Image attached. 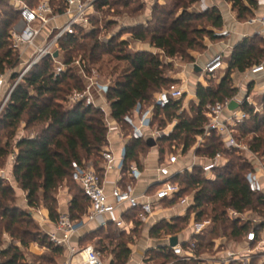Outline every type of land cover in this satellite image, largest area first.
Masks as SVG:
<instances>
[{
    "label": "trees",
    "instance_id": "obj_1",
    "mask_svg": "<svg viewBox=\"0 0 264 264\" xmlns=\"http://www.w3.org/2000/svg\"><path fill=\"white\" fill-rule=\"evenodd\" d=\"M21 1L33 8L41 0ZM132 1L100 0L96 11L103 13L102 27L97 25V18L92 17L91 22L95 28L91 32L86 33L83 28H77L76 35L65 36L59 41V49L64 54V62L67 65H71L76 58L84 62L87 60L85 65L88 75H92L94 71L99 74L106 68L104 75L113 78L106 94L110 117L125 134L131 132L127 118L138 105L153 108V131L162 133L163 127L174 125L169 135L154 139L155 147L162 144L169 147L180 144L183 152L188 153L196 145L197 137L205 135L208 106L237 97L239 90L234 86L232 75L236 72L243 74L263 64L264 40L258 37L243 39L234 48L231 56L224 59L226 67L223 78L215 87L199 84L196 89L197 102H192L189 109L184 107L185 97L161 107L156 104L155 96L171 85H177L172 77H167L165 71L171 65L163 59L180 57L188 60L190 64L193 63L194 59L189 55V51H206L205 40L216 43L223 39L219 32L223 30L224 20L216 7L203 13L192 11L199 0H172L169 9L159 12L162 19L157 15L155 17L161 24L159 28L133 30L129 33L131 40L148 42L157 53L130 51L131 41H118L116 37L113 38L112 47L106 50L100 43L99 34L101 30L107 31L110 25H115L114 21H108L111 18L107 19V16L111 15L116 2L126 7ZM225 1L232 5L237 20L241 22L252 19L259 8L258 0ZM51 3L56 13L64 12L61 0H51ZM143 7L145 8V3L138 5L136 10H142ZM0 8V75L12 71L11 80L15 82L19 76L16 70L20 62L18 55L12 51L10 31L18 22L19 15L9 0H1ZM113 14H116V11H113ZM203 20L210 29L201 24L197 25ZM103 56H108L109 59L106 66L97 70L96 65L103 61ZM113 62L116 65L111 68ZM53 71L54 64L51 60H46L34 68L16 87L3 109L0 116V167L16 152L13 175L19 188L26 193L28 206L40 209L42 204L49 213L50 221L55 225L60 219L59 209L56 207V193L66 183H70L74 195L70 192L72 201L67 212L73 222L80 223L84 220L90 203L74 180V166L86 169L92 161V168L103 176V154L108 147V126L102 110L84 104L67 105L68 98L74 91L85 89L84 82L77 77L75 71L68 68L57 79L54 78ZM258 106L264 110V96ZM241 109L249 115V120L236 127V137L240 142H248L251 150L264 163V111L262 114L256 112V106L247 101ZM23 122L26 125L25 130L34 129V138L30 137L31 134L17 137ZM158 122L159 126L156 127ZM3 139L6 140L4 144L1 141ZM149 139H132L127 142L124 166L126 171L131 166H136L141 171L138 156L143 150L152 149L147 145ZM218 153L223 154L228 163L214 171V179L205 177L201 168L196 167L193 172H185L174 180L182 189L179 197L193 195L195 206L191 210L199 212L200 220L206 218L213 224L205 235L195 237L193 244H184L185 249L189 247L197 255L202 252V248L212 249L214 238L226 237L238 241L244 239L249 231L256 229L257 233H260L264 228L253 227L250 222L240 224L239 220H231L228 217V211L233 210L239 214L254 213L264 218V194L253 193L248 186L246 177L254 172L253 165L239 157L235 151L225 150L222 139L215 132H211L209 136L204 137V144L196 155L211 160ZM160 154L165 158V149L161 150ZM125 182H130L127 175ZM186 222V219H182L180 225L177 221L161 222L151 230L150 236L160 239L163 236L176 235L182 230L181 224ZM31 224V216L16 206L15 189L5 179L0 178V264H27L24 250L29 249L30 245H38L50 251L52 258H41L44 264H53V257L62 258L66 255V249L55 247L48 235L41 233L36 227L34 231H30L28 226ZM134 225L136 233L141 225L137 222H134ZM96 232H105L104 238L98 239L95 249L101 254L109 253L112 256L109 264H129L132 250L129 247L131 239L127 238V233L112 224L106 229L99 228ZM96 232L84 235L83 247H87L84 242ZM5 234L17 241L18 245L3 249ZM209 236L210 239L207 240ZM161 259L160 264H192L163 249L157 253L152 252L149 262L156 264V261Z\"/></svg>",
    "mask_w": 264,
    "mask_h": 264
},
{
    "label": "built area",
    "instance_id": "obj_2",
    "mask_svg": "<svg viewBox=\"0 0 264 264\" xmlns=\"http://www.w3.org/2000/svg\"><path fill=\"white\" fill-rule=\"evenodd\" d=\"M9 1L19 15L18 23L10 31V39L12 51L19 58L20 70L17 71L19 72L17 80L12 84L9 81L12 71L0 75V97L5 88L8 89L7 95L3 99L4 105H7L16 87L34 68L40 66L46 60H51L54 64L53 76L55 79L63 75L68 68H72L77 77L85 84L83 91H74L69 96L68 105L84 104L87 107L98 108L106 115L108 147L103 154L104 167L105 171L113 168L117 169L121 173V179L109 195L105 189L104 176H100L93 168L88 167L85 169L75 165L74 180L88 199L90 207L84 220L80 223L73 222L68 212L60 214L59 222L55 227L56 231L48 235L55 247L65 248L68 252V259L64 264H105L102 254L93 246L78 249L71 245L72 238L87 224L97 223L101 228H107L109 224H112L131 234L135 227L134 222L146 225L157 223L163 219L168 211V205L173 204L175 207H182L183 210L178 215H185L189 209L195 206V200L193 197L192 199L190 197H179L182 189L174 181L176 177L185 172H192L196 167H200L207 178L214 179V171L225 166L228 163V159L221 153H218L211 160L199 158L195 153L191 166L178 170L176 167L180 161V154L179 151L174 152L158 168L159 180L154 194L149 196V193L146 191L141 195H137L135 181L141 176V171L136 166H131L126 171L124 168L126 145L116 155L111 149H108L109 139L117 136L124 141H130L132 139H156L161 136V132L151 129L154 109L143 108L141 105H138L132 115L127 118L131 132L128 135L125 134L108 113L109 104L106 94L112 81H108L107 83L100 82L99 76L95 71L92 75H88L86 73L85 62L81 59L75 60L71 65H67L64 62L63 53L59 49V41L65 36L76 35L77 28H83L84 31H88L87 29L91 27V18L97 14L96 6L100 0H61L64 8L62 14L56 13L48 0L41 1L33 8L21 0ZM202 2L204 0H199L198 4ZM258 6L261 14L255 19H251L250 22L260 23L262 26L260 35L264 40V0H258ZM208 9L210 8L206 7L199 13L206 12ZM60 20H64L65 22L60 24ZM112 40L113 36L109 34L107 37H104L102 42L105 45H110ZM56 53L58 54L57 57H55ZM224 59L223 54L213 57L204 68L203 73L205 77L210 78L221 73L226 66ZM250 73L252 75L264 73V63L253 67ZM261 88L263 90L262 94H264V86ZM184 94V90L178 85H171L168 89L158 93L155 96V101L159 106L166 107L172 101L181 100ZM100 100L103 101L102 104L98 103ZM232 102H237L240 105L235 111L229 110ZM243 104L244 102H241L236 97L224 103L208 106L206 112L208 124L205 128L204 137L209 136L211 132H215L222 139L225 150L235 151L239 157L248 160L254 167V172L246 177L248 186L253 193L264 194V163L251 150L248 142H240L236 137V127L249 120V115L241 109ZM263 111V107H256V112L262 114ZM227 113L229 116L225 117ZM34 136V134L30 135L31 138H34ZM204 137H197V144L192 148L193 151L201 143L204 144ZM15 161L16 152L11 155V163L13 165ZM126 175L130 178V182L124 183ZM124 207H126V210L121 211ZM198 214V212L194 211L191 213V230H199L197 224ZM243 215L233 210L228 211V217L231 220H243ZM258 234L256 229L247 233L245 238L248 245L259 242ZM167 250L172 252L174 256L182 259V261L196 258L193 256L191 248L186 250L181 245L175 247L168 245ZM237 256L231 255L230 258L223 261L236 260L239 258Z\"/></svg>",
    "mask_w": 264,
    "mask_h": 264
},
{
    "label": "crops",
    "instance_id": "obj_3",
    "mask_svg": "<svg viewBox=\"0 0 264 264\" xmlns=\"http://www.w3.org/2000/svg\"><path fill=\"white\" fill-rule=\"evenodd\" d=\"M165 1L166 0H146V1H144L145 5H146V11H147L145 17L150 16L152 7H154L156 4H165ZM206 7H209V8L216 7L217 9L220 10L222 17H223V20H224V26H223V30H221L219 33L223 36V39L216 42V43H213V42L209 41L208 39L205 40L204 44L206 45L207 49H206L205 53H203V54L196 52V51H189V55L191 57H193V59H194V62L191 64L181 62L177 58L172 59L173 61L171 59H167L168 62H174L176 64V66L182 67V69L173 77V79L177 82V85L184 90V93H185L184 97L186 99V103L197 102L196 89H197L199 84H202V85L207 84V81H206L207 78L205 77L203 71H204L206 64L213 57H215L218 54H223L225 59L229 58L231 56L234 48L243 39L254 38V37L261 38L260 33L262 31V26L260 25V23H258V22L251 23L250 22L251 19L246 21V22H243V23L240 22L239 20H237L236 15L232 10V5L227 3L225 0H204V2L195 5L193 7V11L196 13H199V12H201L202 9H204ZM260 14H261V12L258 9L255 12V16L252 19H255ZM110 20L114 21L112 19H109V22H110ZM64 22H65L64 20L59 21L60 24H63ZM116 22H119V21H116ZM141 22H138V24H136V25L139 26V24H143ZM120 25L121 26H119V29H117L116 32L114 33L115 35L114 34H112V35H114V38L118 36V40H120V41L129 40L128 37L130 35H125V34L119 35L120 30L122 28L125 29V28H129V27L134 28L135 24L134 25H125V24L122 25V23H120ZM144 25H145V28L147 29L148 23H144ZM132 46H133L135 52L136 51H139V52L151 51V52L157 53V51L153 50L150 45H148V49L142 47V45L139 46V44H137V43L135 45H132L130 43V48ZM196 68L200 69V71L196 70ZM250 70H248L247 72H245L243 74L236 72L232 75V79L234 81H236V83H237L235 85V88H237L239 90L238 95H240V96L242 95L241 98H238V97L237 98H238V100L241 99V102L247 101L249 104H252V105L256 106L257 108H262L261 106H258L257 103H255V101L253 100V97L254 96H264V94H262L263 90L261 88L262 86H264V73L259 74V75H252L250 73ZM219 74L221 75L220 79H222L224 74H225L224 70ZM239 76H243V78H245V79H239ZM243 80L245 81V84H243V82H244ZM249 89H253V91H252L253 96L252 97L250 95H248ZM98 103L102 104L103 101L100 100ZM184 107L186 109H188V105L185 104ZM108 113L110 115V107L109 106H108ZM227 116H229L228 113L225 114V117H227ZM127 142L128 141H124L123 139H120L117 136H113L109 139V148L108 149H111L114 152V154L118 155L120 150L124 147V145L127 144ZM194 150L195 151L191 150L188 153H184L183 149L179 150L180 161H179L178 166L176 167L178 170L191 166V164L193 162V156L195 155L197 148H195ZM172 153H174V152L168 153L165 156V158L163 160H161L158 150L155 148L151 149V151L147 155V158L141 162V166H142L141 176L139 177V179H137L135 181V187H136L137 195H141L146 191L149 193L148 194L149 196L154 194V192L156 191V185H157L158 180H159L158 168L160 167V165L162 163L167 161L169 155ZM104 169H105V167H104ZM103 176H104L106 192L110 195L112 189L119 183V181L121 179V173L117 169L113 168L111 170L105 171ZM0 178L8 180L11 183L12 187L15 188L17 195L20 197L21 193H22V196L25 199H27V197L25 196L26 194H24V192L19 188L18 184L15 181V178L13 175V164L12 163H11V165L9 164V169L1 171ZM192 197L193 196H191L190 198L192 199ZM56 198H57V201H58L59 206H60L59 213L62 214L64 212H67L69 204L72 201V195L69 192V190L62 187V189L60 190V194L58 196H56ZM26 202H27V200H26ZM19 206L24 208L26 206L25 201L23 203H21V205H19ZM125 208L126 207L122 208L121 211H125L126 210ZM181 210H183L182 207H179V206L175 207L173 204L168 205V211L165 214V216L163 217V219L159 220L157 223L141 225L139 227L140 231L141 230L145 231L146 237L148 238L150 244L147 245L148 247L144 248V250H142V252H139L138 254L132 253L133 256L131 257V262H129V264H154L152 262H149L150 255L146 254V252H148V250H152V252H154V253H157L162 249L167 250V246L169 245V240L172 237H178V239H179L178 245H181L184 248V244H187V243L192 244L191 241L194 242L195 237L199 236L201 233L204 234V232H207L209 229L212 228L211 227L213 225L212 222H207V223L198 225L199 230L182 231V232H186L185 235L184 234L181 235L180 233H178L176 235L164 236L160 239L155 238L156 242L153 243L152 240L149 238V235L151 234V230L161 222L175 223L176 219H174V218H176V217L183 219L184 216L178 215V213ZM243 217H244V219L240 220V224L248 223V222L252 221V219L249 218L248 215L244 214ZM34 218L38 222L39 227L43 230V232L46 235H49L50 233H54L56 231L55 230L56 225L50 221L49 213L46 209L43 208L42 210L36 212V214L34 215ZM251 224L253 225V227L264 226V218L259 217L255 223H251ZM99 228H101V227L97 223L87 224L82 230L79 231V233L77 235H75L72 238L71 245L75 248H78V249L85 248L82 246V239H83L84 235L87 233H90L94 230H97ZM134 231H135V227H134L131 234L127 233L128 236L132 235L134 233ZM123 232H125V231H123ZM220 239L225 240L224 243H220V244H225V245L227 244V240H226L227 238L226 237H220ZM243 240H244L243 244L245 246L249 247L250 245H248V243L246 242V238H244ZM221 241H223V240H221ZM237 242H238L237 240H231V242H229L230 243L229 249L221 254L220 261H223L224 259L230 258L231 255H238L237 257H240L242 255L241 250H235L233 248V246H235L237 244ZM215 243H216V241H215ZM219 246L220 245H218L217 247H219ZM129 247L132 250L131 246H129ZM188 249H189V247H188ZM188 249H186V250H188ZM31 250L36 252V253H40V254H43L46 251V249L41 248L38 245H33ZM151 253H149V254H151ZM193 256L196 258L191 259L189 261L187 260V262H192V264H206L204 262V259L198 257L197 254H195L194 252H193ZM26 258H27V256H26ZM53 258H54V261L58 260V258H56V257H53ZM62 258L63 259H61V262L59 264H64V262L67 261L68 252H66V255ZM0 263H1V250H0Z\"/></svg>",
    "mask_w": 264,
    "mask_h": 264
},
{
    "label": "rangeland",
    "instance_id": "obj_4",
    "mask_svg": "<svg viewBox=\"0 0 264 264\" xmlns=\"http://www.w3.org/2000/svg\"><path fill=\"white\" fill-rule=\"evenodd\" d=\"M41 1H47V0H41ZM48 1H50V3H51V0H48ZM133 1L130 2L128 4V6H126V7L123 4H121V3H118L117 4V2L115 3V5H113L112 13H111V15H109V17L107 16V19L111 18L115 22L116 21H119V22H116L115 23L116 25H110L107 31L101 30V32L99 34L100 43L101 44H103L102 40L104 39V37H107L109 35V33H110V35L114 34L116 32V30L119 29V26H121L120 23H122V25H124V24L125 25H134L135 24V26H134V28H132V27L125 28V29L122 28L120 30L119 35L120 34L129 35V33L132 32L133 30H135V31H138V30H146L144 23H148V28L147 29L159 28L161 26V24L159 23V21L155 20V17L157 15V17H159V19H162V16L159 14V12L162 11V10L169 9L170 8L169 7L170 6L169 4H170V2L172 0H166L165 1V4H156L154 7H152L151 14H150V16L148 15L149 17H145V15L147 13V11H146V5H145V8L143 7L142 10H136L137 7H138V5H142V3H144V1H146V0H133ZM0 10H1V8H0ZM113 11H116V14H113ZM192 11H193V8H192ZM94 17H95L94 19L97 18V25L99 27H102V24H103V22H102L103 21V13H97ZM108 21L106 20V22H108ZM138 22H141L143 24H139V26H137L136 24H138ZM200 24L202 26H205V27H207V28L210 29V26L207 25V23H205L204 20L202 22H198L197 23V25H200ZM93 28H95V27H94V24L91 22V27L89 29H87L88 31H85V32L86 33H89V32H91L93 30ZM114 35H112L113 38H114ZM116 38H118V36ZM128 39L131 41V44L132 45H135L137 43V44H139V46L142 45V47L148 49V42L147 43H145V42L144 43H142V42L141 43L140 42H135V41L131 40L130 36L128 37ZM118 41H120V40H118ZM112 43H113V40H112ZM112 43L110 45H105V44H103V45L105 46V48L107 50V49H110L112 47ZM129 50L130 51H134L133 46ZM198 51L201 54L205 53V51H203V50H198ZM63 56H64V54H63ZM79 59L80 58H76V60H79ZM108 59H109L108 56H103V61H101L98 65H96V69L98 70V69H100V67L106 66V61ZM177 59H179L181 62H185V63L190 64L189 61L186 60L185 58L184 59H181L179 57ZM163 60L167 64L171 65L170 68L166 69V71H165L167 77H169V78H171V77L173 78L182 69V67L176 66V64L174 62H168L167 59H165V58ZM85 62L87 63V60ZM115 65H116V63L113 62L111 64V68H113ZM105 69L106 68L104 67V69L101 70V72L99 74L97 73V75L100 77V80L102 82H104V83H107L108 81H113V78L111 76L108 77L107 75H104L106 73ZM19 70H20V67H18L16 71H19ZM220 78H221V75L219 73L216 74L213 77L207 78L206 79L207 85H210V86L215 87L217 85V82L219 81ZM239 79H245V78H243V76H239ZM9 81H10L11 84L13 83V81L11 79H9ZM233 83H234V86L237 84L236 81H234V80H233ZM243 84H245V81L243 82ZM7 91H8V89L5 88L4 92L2 93V95L0 97V116L2 115L3 109L5 108L4 100L3 99H4V97H6ZM252 91H253V89H249V92H248V95H250L251 97L253 96L252 95ZM241 96L238 95L237 97L238 98H241ZM261 98H262V96H254L253 97V100L255 101V103H257V105H259L260 104V101H261ZM191 103L192 102L186 103V100H185L184 105L185 104L188 105V109H189L190 106H191ZM67 105H68V103H67ZM155 125H156V127L159 126V122L157 124H155ZM173 127H174L173 124H170V125H168L165 128L163 127L162 135H165V136L169 135L172 132ZM25 129H26V125L23 122L21 124L20 128L18 129V132H17V135L18 136L17 137H23V136H29L30 134L31 135L32 134H35V133H33V131H34L33 128L28 129V130H25ZM1 141L4 144L6 140L3 139ZM196 144H197V141H196ZM202 144L203 143H201L200 146ZM200 146L197 148L196 152L200 149ZM12 149H13V147H12ZM155 149L158 150L159 154H160L161 150L165 149L166 155H167L170 152H177V151L181 150L182 147H181L180 144H178V145L175 144V145L170 146V147L167 144H162L159 147H155ZM150 151H151V149L150 150L149 149H145V150H143L139 154L138 159L140 160V162H142L144 159L147 158V155L149 154ZM163 158L164 157H162V154H160V159L162 160ZM99 163H101V162H99ZM9 164L11 165V156L0 167V175H1V171H4V170L9 169ZM88 164H89V168H92V166H93L92 165V161H90V163H88ZM205 177H206V175H205ZM5 181L9 185H11V183L8 180L5 179ZM63 187L66 188L67 190H69V192H71L72 195H74L73 186L70 183H66ZM61 189L62 188H60L57 191L56 196H58L60 194V190ZM24 194H26V193H24ZM191 196H193V195L186 194L185 197H191ZM26 200L27 199H25L22 196V193H21V196L19 197L17 195V192H16V206L20 210H23L27 214H29L31 216V220L33 221V224H31L30 226H28V229L30 231H34V228L36 227L38 229V231H40L41 233H44L43 230L39 227L38 222L34 218V215L36 214V212H38V211H40V210H42L44 208L43 205L41 204L40 209H33V208H30L29 206H27L28 205V201L26 202ZM24 201L26 203V206L24 208L23 207H20L19 205H21V203H23ZM56 207L58 209H60L59 203H57ZM193 211L194 212H198L196 210L189 209L188 212L185 215H182V216H184L183 219H186L187 222L184 223V224H181L182 230L179 232L181 235H183V234L185 235V233H186V232H182V231L191 230V228H190V224H191L190 219H191V213H193ZM245 215H248V217L252 219V221L250 223H255L256 220H258V218L260 217V216H258L257 214H254V213H247ZM174 219H176L177 224L180 225V221L182 220V218L176 217ZM207 222H211V221L208 220V219H206V218H203L202 220H200L198 218V220H197V224L198 225H201V224H204V223H207ZM211 227H213V225ZM94 232H96V230H94ZM205 234H206V232H204V234L201 233L200 235H205ZM104 235H105V232L104 233L103 232H101V233H97L96 232L95 234H93V235L90 236V239L89 240H87L86 242H84V245L85 246H93L95 248L97 246L98 239L99 238H102L103 239L104 238ZM220 235L221 236L223 235L222 232H221ZM127 238H130L131 239L129 246H131L132 253L133 254H138L139 252H142V250H144V248H147L148 247L147 245L150 244L148 238L146 237L145 231H142V230L141 231L138 230L136 233L134 232L130 236L127 235ZM149 238L152 240L153 243L156 242V239L155 238H151L150 235H149ZM208 239H210V236L207 238V240ZM214 240L216 241V243H214V247L212 249H206V248L204 249V248H202V252L199 255H197L198 257L203 258L204 259V262L206 264H217V263L218 264H264V228L261 230V232L259 234V242L254 243L253 245H250L249 247H247V246H245L243 244L244 243L243 238L238 239L237 244L235 246H233V248L235 250H241L242 251V255L238 259H236V260H230V261H225V262L224 261H220L221 254L229 249V244H230L229 242H231V240H234V239H228L227 238L226 239L227 240V244L226 245L225 244H220V243H224V241H225L224 239L214 238ZM221 240H223V241H221ZM3 241L5 242L4 245L2 246L3 249L4 248H8L10 245H14V246H17L18 245V242L17 241H14L7 234H5L3 236ZM206 241H204V244L206 243ZM104 242H105V240H104ZM191 243L193 244L194 242L191 241ZM218 245H220V246L217 247ZM32 246L33 245H30L29 249H26V251L24 250V253H25V255L28 258V259L26 258L27 264H44L43 261L41 260L42 257L48 256V257H51L52 258V254L50 253V251H47L46 250L43 254L36 253V252H34V251L31 250L32 249ZM151 252H152V250H148V252H146V254L147 255H150L149 253H151ZM133 254H132V256H133ZM102 257H103V261L106 264H109V262H110V260L112 258V256L109 253H103L102 254ZM61 259H63V258H58V260L54 261L53 264H59L61 262ZM130 262H131V260H130ZM160 262H162V259L156 261V264H160Z\"/></svg>",
    "mask_w": 264,
    "mask_h": 264
},
{
    "label": "water",
    "instance_id": "obj_5",
    "mask_svg": "<svg viewBox=\"0 0 264 264\" xmlns=\"http://www.w3.org/2000/svg\"><path fill=\"white\" fill-rule=\"evenodd\" d=\"M58 54L56 53L55 54V57H57ZM196 70L200 71V69L196 68ZM239 108V104L237 102H232L229 106V110L230 111H235ZM163 136V135H161ZM147 145L150 147V148H154L156 146V141L154 139H149L147 141ZM179 244V239L178 237H172L170 240H169V245L170 247H175Z\"/></svg>",
    "mask_w": 264,
    "mask_h": 264
}]
</instances>
